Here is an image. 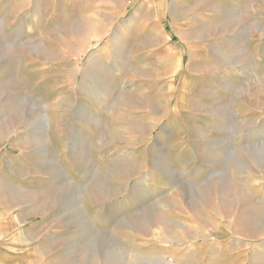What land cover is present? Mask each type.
Returning a JSON list of instances; mask_svg holds the SVG:
<instances>
[{
    "label": "rangeland",
    "instance_id": "rangeland-1",
    "mask_svg": "<svg viewBox=\"0 0 264 264\" xmlns=\"http://www.w3.org/2000/svg\"><path fill=\"white\" fill-rule=\"evenodd\" d=\"M9 220L26 264H264V0H0Z\"/></svg>",
    "mask_w": 264,
    "mask_h": 264
},
{
    "label": "crops",
    "instance_id": "crops-1",
    "mask_svg": "<svg viewBox=\"0 0 264 264\" xmlns=\"http://www.w3.org/2000/svg\"><path fill=\"white\" fill-rule=\"evenodd\" d=\"M28 234L22 226L16 221H0V244H6L8 249L13 252L23 250L27 245ZM0 264H26L25 258L15 254L9 257H0Z\"/></svg>",
    "mask_w": 264,
    "mask_h": 264
},
{
    "label": "bare ground",
    "instance_id": "bare-ground-1",
    "mask_svg": "<svg viewBox=\"0 0 264 264\" xmlns=\"http://www.w3.org/2000/svg\"><path fill=\"white\" fill-rule=\"evenodd\" d=\"M180 68H181V62H180V60L179 61H177L176 62V65H175V67L173 68V70L175 71V72H177L178 70H180ZM46 120H48V122H49V118L46 116Z\"/></svg>",
    "mask_w": 264,
    "mask_h": 264
}]
</instances>
